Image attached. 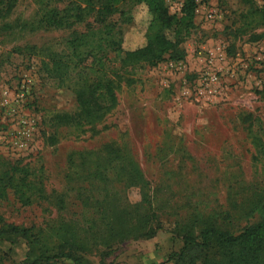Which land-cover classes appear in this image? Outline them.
<instances>
[{"label": "rangeland", "instance_id": "374dc122", "mask_svg": "<svg viewBox=\"0 0 264 264\" xmlns=\"http://www.w3.org/2000/svg\"><path fill=\"white\" fill-rule=\"evenodd\" d=\"M39 2L19 0L10 21H29ZM254 2L264 7V0ZM168 4L174 13L182 0ZM248 8L243 0H199L196 28L183 44L186 58L138 69L132 84H122L117 108L96 131L77 136L64 130L56 144L44 135V119L74 110L75 95L44 77L38 57L14 48L40 45L61 33H0V157L31 163L41 170L50 192L65 194L71 187L66 181L71 155L107 144L127 148L150 182L155 204L165 209L163 228L153 238L120 244L104 259L90 254L80 264L163 261L183 245L171 234L177 218L194 209L226 208L230 187H264V148L259 151L252 145L248 123L243 122V116L252 115L263 128L264 143V101L257 94L264 86V38L254 41L249 33L235 36ZM133 12L132 23L122 25L126 49L144 44L150 21L146 5L135 6ZM255 32L263 33L264 28ZM212 75L217 82H212ZM129 198L138 202L140 190L130 189ZM79 214L74 195L67 198L64 209L48 203L23 206L13 197L0 202L6 222L37 229ZM259 219L255 214L249 222ZM0 247L3 264H27L30 256H36L24 239L2 240Z\"/></svg>", "mask_w": 264, "mask_h": 264}, {"label": "trees", "instance_id": "16d2710c", "mask_svg": "<svg viewBox=\"0 0 264 264\" xmlns=\"http://www.w3.org/2000/svg\"><path fill=\"white\" fill-rule=\"evenodd\" d=\"M168 1L40 0L29 21L13 22L10 17L19 0H0V33H61L40 45L14 48L19 54L38 57L44 77L75 95L74 110L57 111L44 119V135L51 144L60 140L64 130L77 136L96 131L117 108L122 84H132L138 69L186 58L183 44L196 28L199 0H182L174 13ZM243 1L249 8L241 14L235 36L249 33L260 41L264 32L255 29L264 28V7L254 0ZM142 4L150 13L145 42L126 49L122 25L132 23L133 8ZM257 94L264 101V86ZM255 120L243 116L252 145L262 151L263 128ZM66 181L71 185L67 193L50 192L40 169L0 157V202L13 197L23 206L48 203L64 209L67 198L74 195L80 209L78 218H62L39 229L8 223L0 215V241L24 239L35 251L27 264L65 260L80 264L90 254L104 259L116 246L153 238L163 228L165 209L155 204L150 182L127 148L107 144L97 151L74 153ZM133 188L140 190L138 202L129 198ZM227 200L226 208L194 209L177 218L171 234L183 245L154 264H264V187H230ZM255 214L260 219L249 222ZM4 258L0 247V264Z\"/></svg>", "mask_w": 264, "mask_h": 264}, {"label": "built area", "instance_id": "2783aa9c", "mask_svg": "<svg viewBox=\"0 0 264 264\" xmlns=\"http://www.w3.org/2000/svg\"><path fill=\"white\" fill-rule=\"evenodd\" d=\"M212 16H213L212 14L209 15V17H212ZM212 76H213V77H211L212 82H217L218 81V77L216 75H212Z\"/></svg>", "mask_w": 264, "mask_h": 264}]
</instances>
